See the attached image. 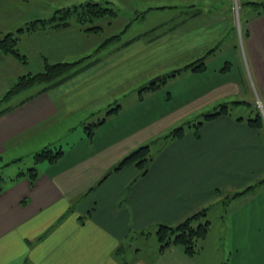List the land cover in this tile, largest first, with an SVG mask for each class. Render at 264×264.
<instances>
[{
  "label": "crops",
  "instance_id": "obj_1",
  "mask_svg": "<svg viewBox=\"0 0 264 264\" xmlns=\"http://www.w3.org/2000/svg\"><path fill=\"white\" fill-rule=\"evenodd\" d=\"M90 1L109 3L115 10L118 2L137 14L131 23L125 19L120 39L98 53L103 40L116 34L102 38V33H87L76 22L17 33L47 19L43 8L27 11L21 2L0 0V39L17 35L19 50L28 59L23 64L0 52V101L21 76L41 72L45 59L51 64L89 63L58 84L24 90L17 95L28 93L25 97L12 103L15 95L0 109H6L0 114V169L16 170L8 178L1 174L7 183L0 192V264H264V214L254 200L264 187L258 184L264 180V141L262 130L246 123L252 115H221L203 125L198 137L190 130L181 139L167 141L155 151L143 177L134 165L115 171L126 156L149 144L161 130L154 127L150 133L158 122L195 116L231 101L264 103V13L249 18L242 44L228 0H176L173 6L150 8L164 13L171 9L169 18L131 36L127 33L132 26L148 17L141 6L149 0H75L72 6ZM117 18L118 13L107 24ZM224 38L229 40L225 47ZM225 48L239 62L241 53L245 75L239 81L228 80L233 72L229 60L216 63ZM203 58L204 72L186 71L172 78L190 81L177 110L149 116L138 106L151 92L141 91L145 86L135 90L137 98L129 99L126 90L132 82L170 74ZM166 97L158 100L165 102ZM109 106L119 111L108 115ZM102 113L106 117L95 123H103L89 138L87 122ZM47 147L63 155L56 162L38 164L34 184L26 176L15 179L24 166L29 168L33 155ZM224 192L232 194H227L223 218L227 238L234 236L233 246L208 242V233L192 257L177 246L160 250V224L177 225L205 208L210 213ZM135 241L140 243L132 247ZM148 241H153L150 247L144 245ZM121 246L134 256L127 259L125 250L119 255Z\"/></svg>",
  "mask_w": 264,
  "mask_h": 264
},
{
  "label": "trees",
  "instance_id": "obj_2",
  "mask_svg": "<svg viewBox=\"0 0 264 264\" xmlns=\"http://www.w3.org/2000/svg\"><path fill=\"white\" fill-rule=\"evenodd\" d=\"M254 6H258L259 9L253 10V12L255 13L253 16H258L264 13V2L261 4H254ZM116 16L117 11L113 7H111L109 3L104 4L90 1L85 4L73 6L72 8L56 10L55 14L51 18L33 21L28 24L24 29L18 30L17 33H20L24 30L29 32L35 31L37 29L44 28L47 25L54 27H62L67 26L72 22H76L83 28L85 32L98 34L103 32V22L108 23V21L110 22V20L114 19ZM118 39H120L119 34L106 39L102 43L100 48H98L96 53L100 52L103 48L105 49V47H108L112 43L118 41ZM18 46V37L14 33L7 34L6 36L0 39V52L5 55H11L19 62L25 64L27 63L28 59L26 55L21 53ZM212 52H214V50H212ZM44 61L45 66L41 72L21 76L13 85V87L4 95L1 102H7L11 97L36 85H43L47 88L54 84H58L62 81H65L69 77L75 75L77 72L86 68L89 65V63H86L85 60L77 62H59L54 64L49 63L46 59ZM206 69V63L203 58L182 69L175 70L170 74L163 76L162 82L165 83L167 79L174 78L186 71L204 72ZM160 86L161 85L156 84L150 87H143L141 91H154L157 90ZM233 104L239 105L238 103ZM244 105L246 106L247 103H244ZM228 107L229 105L223 104L220 105L214 112L205 114L203 117L204 119L202 121L194 124L195 136H199L200 129L205 123L212 121L213 119L221 115L229 116L230 112ZM5 110L0 111V114H2ZM112 110L108 112V115L118 112L119 107L114 108ZM237 120L243 121L242 118H239ZM102 123L103 120L98 123L91 124L90 126L87 125L85 127L87 136L89 138H92L95 133L96 127L101 125ZM246 123L251 128L257 130L264 129V120L261 114L259 113H256L252 117L246 119ZM185 134V128L179 127L173 130L169 135H167L165 139L167 141L169 139H181L185 136ZM155 143L157 142L141 146L135 151H133L119 163V165L115 168V171H119L130 165H134L139 171L138 177L140 178L145 176L148 173L150 165L156 155L155 151L153 152L151 146ZM62 155V150H57L55 148L50 147H47L44 150L35 153L33 155L34 166L24 171H20L15 179L26 176L28 177L31 184H34L38 176V170L36 165L45 161L56 162ZM5 183H7V181L2 175H0V192L3 191ZM262 183H264V180L258 184ZM255 187L256 186H252L250 188ZM250 188H247V190H244L243 192H240L236 195H242L246 193ZM207 211L208 208L202 209L187 217L185 220H183L177 225L160 224L157 227L156 231V237L160 246V250L163 251L172 246H177L182 248L185 254L190 257L196 255L199 251V242L203 240L210 231L211 222L209 220L202 221V219L207 216ZM124 250L125 247L121 246L118 249L117 253L119 255L123 254Z\"/></svg>",
  "mask_w": 264,
  "mask_h": 264
},
{
  "label": "rangeland",
  "instance_id": "obj_3",
  "mask_svg": "<svg viewBox=\"0 0 264 264\" xmlns=\"http://www.w3.org/2000/svg\"><path fill=\"white\" fill-rule=\"evenodd\" d=\"M75 0H13L14 3H19L21 2L22 4H24V7L27 11H36L39 10L41 8H43V13H44V17H46L47 19L50 17V13L53 12L54 10H56L58 7L60 9H66V8H72V3ZM230 2V4L233 6V16H234V30L235 32H237V40L238 42H241L242 44H245L246 41V23L249 20V18L252 16V14H255L253 12V10H258L259 7L258 6H254V4H261L262 2H248L246 4H244L241 0H228ZM249 1H263V0H249ZM176 0H149L147 1L146 4H144L143 6H141L143 9H146V11H149L148 13V17H146L145 21H143V23L140 22H136L131 30L127 33V36H131L134 35L137 32H142L145 29H148L150 27H153L154 25L163 22L165 20H167L169 18V14L171 9H165V13L162 11H154L150 8H154V7H158V6H173L175 4ZM70 6V7H69ZM114 7H116V11L118 13V18L116 19V21L112 24V25H108L106 22V25H103V32H102V38L107 36L110 37L111 35H109L110 33H114L116 35H121L120 33H123V31L126 30L127 27H125V19H128L131 23L132 20L135 21V19L137 18V14L136 12H132V11H128L124 6H122L120 3L115 2ZM159 12V13H158ZM138 13H140V11H138ZM139 15V14H138ZM27 17V16H26ZM104 23V22H103ZM231 35V34H230ZM235 35V33H234ZM124 39V38H123ZM105 41V39L103 40ZM229 40L224 38L221 43L222 46H226L228 44ZM241 51V44H239V52ZM95 52L86 54L83 57H86L87 55H93ZM222 55L219 59H217L216 63L221 62L223 59L229 60L232 63V67H233V72L228 74V80H236L238 79L241 80V77L243 75H245V69H244V65H243V60L241 57V53H238V56L240 58V62L239 60H237L236 56H234V54L230 53V51H227V48L223 49L221 51ZM74 61V60H72ZM186 60L185 62H180V63H174L172 65V67L174 68H179L180 66H182V63H188ZM185 65V64H184ZM34 68V67H33ZM35 74V73H33ZM159 75L155 76V78H157ZM165 76V75H164ZM163 77V76H161ZM185 76L179 78L178 80H172V78L167 79V81L164 83L161 81H158L156 83H152L153 79H148V81H145L144 78L143 79H139L136 80L134 82H132L130 85L127 86V92H129V99L133 100V98H137L138 95L136 93V89L138 87L141 88V86H145V87H150L156 84L161 85L159 87V89H157V91H151L148 92L144 95L143 99H142V103H139L138 106H140V108L147 110L149 116L154 114L155 112H162V111H169L172 109L173 110H177V108H179L181 106V103L183 102V100L185 99V94H187L188 92V87H185L187 84L190 83L188 78H184ZM183 78V79H182ZM18 79V78H17ZM212 79V77H211ZM17 81V80H16ZM16 83V82H15ZM14 83V84H15ZM14 84H11L12 87ZM11 87V88H12ZM131 89H134L131 91ZM10 90V89H9ZM34 91V90H32ZM124 91V92H126ZM122 92V93H124ZM131 92V93H130ZM28 93L22 95H17L12 99V103H14L15 101H17L18 99H21L23 97H25ZM173 94L174 98L169 100L170 95ZM168 96L167 100L164 102V100L160 99L158 100V98L160 96ZM10 102V103H11ZM232 102V103H231ZM229 104V112L233 117H238L241 115H255L256 113L261 114V116L263 117L264 120V103H261L259 100H254L253 104H249L247 103V105L245 106L243 105H236L233 104L235 102L231 101ZM9 101L7 102H1L0 101V109H3V107H5V105H9L10 104ZM105 102H102V105H104ZM111 107V109H110ZM113 107V108H112ZM114 107L116 108V106H109L107 108H105V110H112L114 109ZM218 107H211L209 109L204 110L203 112H201V114H197L195 116H181L179 119L173 121V122H158L157 124H155L153 127H151L150 129V133L154 132L153 128L155 127V131H158L157 134H154L153 136H151L150 140H149V144H152L153 142H157L152 146L153 152L156 151L160 146L162 147L167 141L165 139V137L167 135H169L173 130L179 128V127H184L186 132L188 131H195V127L194 124L202 121L204 118V115L207 113H211L214 112ZM189 109V108H188ZM114 111V110H112ZM111 111V112H112ZM171 112V111H169ZM193 114V113H192ZM190 114V115H192ZM194 115V114H193ZM189 116V117H188ZM106 117V113H102L100 114L98 117H96L95 120L88 121L87 123L89 126L91 124H95V122L98 121L99 118L104 119ZM136 120V118L134 119ZM204 125H207V123H205ZM81 129V127H80ZM83 129V128H82ZM261 132V136L262 139L264 141V129ZM174 139H169L168 141H172ZM31 159V157H30ZM25 164V163H24ZM40 164V163H39ZM34 166V162L33 160L30 161V167ZM37 166V165H36ZM12 167V166H11ZM10 167L8 166L3 167L2 169H0V175L2 174L5 178L10 177V175L13 172V175L16 173L15 167H12V169H9ZM28 169L27 166H24L22 168V170H26ZM262 179H264V176H262ZM219 193H221V191L219 190ZM257 195H259L258 197H256L254 200L256 202V204L258 206L261 207V211L264 214V187L262 189H259L257 191ZM226 192H224V195H222L221 199H219V203L215 202L214 206L212 207L210 213H207V216L202 219V221L204 220H209L211 222V226H210V231H209V241L208 242H216L217 245L219 244H229L231 246L234 245V236L227 238L226 235V228H225V218H223V216L225 215V213L228 211L227 207H228V203L226 201V199H228L229 197H227L228 195H232V194H228ZM223 198V201H222ZM225 203V204H224ZM234 203H232V205H230V209L231 207L233 208ZM262 221V226L264 223V216ZM138 240V239H137ZM139 241H135V243L132 244V247H137V245H139ZM153 244V241H148L146 243H144V245L147 246H151ZM125 252L127 253V250L125 248ZM134 256V252L131 250L127 253L126 258H130Z\"/></svg>",
  "mask_w": 264,
  "mask_h": 264
},
{
  "label": "water",
  "instance_id": "obj_4",
  "mask_svg": "<svg viewBox=\"0 0 264 264\" xmlns=\"http://www.w3.org/2000/svg\"><path fill=\"white\" fill-rule=\"evenodd\" d=\"M161 80H162V77H161V76H158L157 78H155V79L153 80L152 83H156V82L161 81Z\"/></svg>",
  "mask_w": 264,
  "mask_h": 264
}]
</instances>
